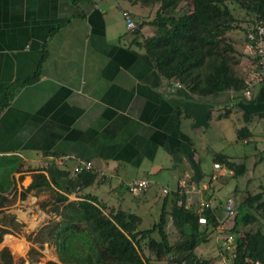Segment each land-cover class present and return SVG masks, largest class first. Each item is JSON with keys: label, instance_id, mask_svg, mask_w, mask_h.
<instances>
[{"label": "crops", "instance_id": "obj_1", "mask_svg": "<svg viewBox=\"0 0 264 264\" xmlns=\"http://www.w3.org/2000/svg\"><path fill=\"white\" fill-rule=\"evenodd\" d=\"M138 7L119 0H0V222H9L0 223L9 232L0 254L34 210L58 217L50 203L61 191H29L35 175L52 166L75 177L78 160L91 162L98 180L69 201L90 195L134 214L138 207L124 197L133 181L154 183L133 196L141 203L158 186L180 189L190 175L187 206L197 208L210 156L229 149L225 154L241 160L230 150L238 134L242 145L264 140V82L247 100L233 91L198 98L164 79L140 45L155 28L135 33L123 17L129 11L135 22L152 20ZM243 53L245 78L246 36ZM66 155L74 159L60 161Z\"/></svg>", "mask_w": 264, "mask_h": 264}, {"label": "trees", "instance_id": "obj_2", "mask_svg": "<svg viewBox=\"0 0 264 264\" xmlns=\"http://www.w3.org/2000/svg\"><path fill=\"white\" fill-rule=\"evenodd\" d=\"M71 1L74 4L93 2ZM124 1L156 10L150 21L137 19L133 32L139 33L147 25L155 28L154 35L140 45L161 77L179 84L198 98L228 91L243 95L246 82L238 70L243 55L230 33L236 30L248 33L257 21L264 22V0ZM231 5L243 13L242 19L236 16ZM244 23L246 27H242ZM238 137L244 140L243 135L238 134ZM236 159L218 152L213 162L241 176L248 167L246 161L237 164ZM239 168L242 171H238ZM46 171L47 174L35 175L29 191L40 188L61 191L50 203L51 212L58 220L49 221L34 240L46 242L55 249L59 262L49 264H159L164 260L173 264H208L197 251L209 241V229L219 227L218 210L207 209L200 214L196 207L187 206V194L178 189L164 199L159 221L149 229L140 230V216L121 209H108L93 196L69 201V194L96 183L95 173L82 172L71 177L56 166ZM239 191L235 189L236 212L228 231L236 237L233 264H264V192L253 195L245 190L238 197ZM169 204L170 210L167 209ZM202 215L207 218V225L199 223ZM169 217L180 235L175 244H171L167 231ZM0 223L6 226L9 222ZM20 227L23 225L14 229L19 231ZM7 233L8 230L0 226V243ZM154 234H158L159 239ZM14 263L11 251L5 248L0 254V264Z\"/></svg>", "mask_w": 264, "mask_h": 264}, {"label": "rangeland", "instance_id": "obj_3", "mask_svg": "<svg viewBox=\"0 0 264 264\" xmlns=\"http://www.w3.org/2000/svg\"><path fill=\"white\" fill-rule=\"evenodd\" d=\"M119 2H121L125 8L131 9L133 6L124 0H119ZM231 7L234 9L236 16L239 19H242L243 13L238 9V7L235 5H231ZM136 12L146 16L152 14L153 17L156 10H150L139 6ZM246 25L247 24L244 23L242 24V27H246ZM246 34L247 33L243 30H236L230 33V37L236 42V47L242 55L244 54L243 51ZM241 61L242 57L240 58V62ZM239 68L240 67H238V70ZM241 143L243 142L240 141L238 137L237 142L232 148H230V150L235 157L239 152H241L240 157H242L243 160L241 159L235 161L237 164L246 161L248 167L246 173H242L241 176H236V171H229L224 166H221L220 169H214V156H210V160L206 165L207 168L204 173V178L199 183V187L202 190L204 189V185L210 182L211 186L209 189L202 190L203 200L211 201L213 209L218 210V217L220 218H224V208L228 198H232L236 202V188L240 190L238 197H241L242 191L245 190H248L253 195L264 192V140H255L251 142L250 145H242ZM228 151L229 149L225 151V153H228ZM238 171H242V169L239 168ZM104 189H109V186L104 187ZM124 197L132 202L136 208L138 207L137 210H134V212L142 217V221L139 225L140 230L149 229L159 221L158 219L161 215L164 199L166 198L164 189L162 187L158 186L152 190L147 198H143L140 201L141 203L137 202L130 193L124 192ZM110 203L112 202L110 201ZM44 215L45 216H41V214L34 210V212L31 213V216L26 220V223L24 224L21 231L10 238L13 243L10 242L11 246H9V248L14 257V264H49L50 262L58 263L59 260L56 251L50 246V244L46 242L37 243L34 241L36 240L39 231L49 223L47 220H45L46 217L52 218L49 221L58 220V217L53 218L50 214H48V212H44ZM43 217H45V219H43ZM233 223L234 221L230 219L216 229H209V241L204 243L197 251L198 255L202 259L208 261V264H220L223 257H226L227 260H229L232 264L233 257L232 255L223 252L224 250L222 248L221 239L226 233H228L230 228L233 226ZM167 231L170 236L171 244H175L178 241L180 235L173 226L171 217L169 218ZM153 236L159 239L158 234H154ZM14 244H17V250ZM159 264L173 263L170 260H164Z\"/></svg>", "mask_w": 264, "mask_h": 264}, {"label": "built area", "instance_id": "obj_4", "mask_svg": "<svg viewBox=\"0 0 264 264\" xmlns=\"http://www.w3.org/2000/svg\"><path fill=\"white\" fill-rule=\"evenodd\" d=\"M123 17L127 23L129 30L133 31L136 28V23L132 17V14L128 11L123 13ZM247 49L250 54V60L248 63V72L245 77L246 88L243 91V96L247 100H251L253 96V89L256 85L264 82V22H256L246 35ZM180 87L179 84H176ZM60 161L69 162L74 159L71 155L61 156ZM215 169H220L221 165L215 164ZM94 166L91 162L78 160L77 164L73 168V174L78 175L82 172H93ZM153 181L150 179H138L129 184L128 191L134 197H139L147 192L152 186ZM206 190L211 186L210 182L206 185ZM192 179L190 175H187L180 183V192L189 194L192 189ZM164 194L169 195L170 191L164 189ZM181 204V202H179ZM207 209H213L211 201L200 200L197 210L202 214ZM235 214V202L232 198H228L224 208V218L218 217L219 226L230 220ZM199 223L201 225H207L208 220L205 216H200ZM223 252L230 254L233 257L236 251V237L233 233H226L222 237ZM220 264H231L226 257L221 259ZM233 264V262H232ZM260 264V263H257Z\"/></svg>", "mask_w": 264, "mask_h": 264}]
</instances>
